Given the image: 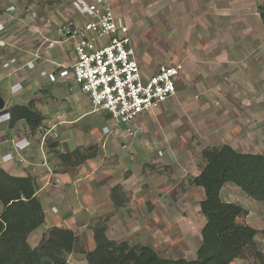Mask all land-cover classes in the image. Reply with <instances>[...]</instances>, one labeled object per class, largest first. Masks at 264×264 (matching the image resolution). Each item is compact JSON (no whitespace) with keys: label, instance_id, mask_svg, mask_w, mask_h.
<instances>
[{"label":"crops","instance_id":"obj_1","mask_svg":"<svg viewBox=\"0 0 264 264\" xmlns=\"http://www.w3.org/2000/svg\"><path fill=\"white\" fill-rule=\"evenodd\" d=\"M263 4L264 0L157 1V15L162 27L167 28L169 33L174 27L175 32L179 33L181 48L190 53L197 50L195 54L184 55L180 59L185 70L178 81V93L174 99L180 97L182 103H190V112L193 116L196 114L193 121L197 119L201 138L209 141L220 136L225 144L235 150L236 144L257 145L264 139V24L259 12ZM20 13L27 16V19L23 24L16 25L19 31L16 34L8 31L10 26L0 21V50L5 51L4 54L0 53V96L5 94L15 99L9 106H29L38 113L41 123L33 127L32 123L21 121L11 132L0 128V166L10 175L34 179L36 196L44 209L45 223L29 235L28 243L32 248L37 247L44 234L56 227L73 231L78 243L81 235L88 237L93 246H87L92 251L95 248L93 227L99 219L107 213L113 214L110 216L111 226L116 229L123 218L120 213L132 212L134 200L139 197L143 223L140 224L131 215L124 220L132 226L129 228L131 233L141 231L143 245H150L152 233L161 234L167 223L159 215L165 208L162 203L163 193L158 192V200H151V195H154L152 192L155 188L159 190L157 186L164 185V180L158 181L154 190H149L151 188L147 183L151 176L143 169L146 164L150 165L154 161L150 160L148 153L149 140L144 137L142 142L135 144L134 139L128 140L126 135L145 133V128H139L138 124L148 118L153 119L159 112L163 113L168 104L142 115L137 122L128 126L115 123L104 112H95L89 98L70 80L58 79L52 83L48 79V73L57 66L70 65L75 60L72 51L64 44L57 43L53 47L44 44V38H48L74 11L59 12V15L46 11L42 15L34 7L28 11L19 6L17 0H0V15L13 17ZM167 40L170 41L169 37L165 42ZM12 42H16L15 47L10 46ZM52 51L57 52L55 56L51 55ZM12 66L17 68L16 73H6ZM53 84L61 89L52 92L50 85ZM193 87H196L197 93H194ZM0 124L7 127L9 120H3ZM99 125H102V135L96 128ZM117 127L122 131L121 138L109 131L115 128L119 132ZM93 136H99V141ZM235 137L238 139L232 145L230 140L233 141ZM76 150L83 155L91 154V157L78 165L67 164L61 159L62 154ZM238 152L257 154L246 150ZM140 153L143 154L142 160L145 156L150 158L142 163V185L135 188L136 192V176L131 169ZM155 157L159 159V156ZM145 180L148 182L145 183ZM116 186L121 187L123 196L120 208L115 206L112 197V189ZM167 187L166 191L170 188L169 184ZM232 187L229 196L224 195L222 189L223 201L239 204L247 211H250L246 206L249 203L264 204L253 202L245 195L249 200L245 206L241 205L235 200L241 197L239 190ZM192 189L201 194L199 208L197 205L200 211L204 191L195 186ZM152 212L155 217L151 220ZM202 218L198 231L194 228L188 232L184 228L183 217L173 223L172 231L179 233L174 242L178 241L179 246L175 247V255L171 258H197V251L202 244L201 231L205 224ZM155 221H158L157 228H152ZM190 223L194 225L192 220ZM40 231L43 234H37ZM113 234L109 229L106 232L110 240L117 242L112 238ZM35 235H39L38 243L36 241L33 244ZM78 247L67 256L69 264H75V256L79 255ZM159 255L162 257L161 253ZM84 258L85 264H88L86 256Z\"/></svg>","mask_w":264,"mask_h":264},{"label":"rangeland","instance_id":"obj_2","mask_svg":"<svg viewBox=\"0 0 264 264\" xmlns=\"http://www.w3.org/2000/svg\"><path fill=\"white\" fill-rule=\"evenodd\" d=\"M157 1L158 0H113L115 11L118 16V24H127L130 27L132 40L137 50V56L140 64H142L144 69L149 70L150 73H154L155 71H157L161 65H169L171 63L181 62L180 59H182L184 55L187 56L195 54L197 52V50L194 49L193 53H190L187 49L180 47L182 45L180 44V39L178 37L179 33L175 32L174 27L170 29V33L168 32L167 28L165 29V27H162V23L160 22V19L157 15ZM17 3L19 6L25 8L28 11L29 9L34 7L38 9L39 14L42 13V15L44 14L43 12L46 11H49L51 14L53 12V14L59 15V12L65 13L67 12V10H74V8L76 9V7H79L78 0H17ZM10 17L11 16L8 17L1 14L0 21H3L7 26H10L8 31H12V34H16L19 32L16 28V25L23 24L27 17L23 15V13H20L19 16L15 15L11 18ZM12 26L14 28H11ZM55 30L51 33L54 34ZM168 37L170 41L167 40L168 42H165L166 38ZM14 43L16 42H12L10 46L15 47L16 44ZM5 45L6 44L4 43V46ZM176 51L179 53V55ZM0 53L4 54L5 51L2 49L0 50ZM56 53L57 52L52 51L51 55L55 56ZM17 64H19V62H17ZM15 69L17 68L15 66H12V68L6 70V73L10 72L11 74H15ZM3 72L5 71L3 70ZM57 88L61 89V87L56 84L50 85V89L52 90V92H56ZM193 88V91H195L194 93H197L196 87ZM65 90H63V92ZM3 95L6 100V108L0 112V122L6 119L9 120L7 107L9 106L10 102H15L14 98L12 100V98H9L5 94ZM194 100L196 99L194 98ZM204 100L205 97L202 98V103L205 102ZM262 100V104L264 105V94ZM186 103L187 104L182 103V98L180 97L179 99L177 98L169 101L168 103H166L168 104V108L166 109V111H163V113L159 112V114L156 115V117H154L153 119L148 118L143 123L138 124L139 128H145V133H137L131 136L128 134L126 135L128 140H131L133 138L135 144L142 142L144 137L149 140L148 153L150 154L151 158L149 156H145L144 160L150 158L151 161L152 159H154V161L150 165L146 164L143 168L145 173L148 174L149 177L151 176L150 182L145 180V183H149H147L148 187L151 188L149 190H154L153 188L155 187L156 183L158 181L161 182L164 180V185H158L157 187L159 188V190L155 188L156 190L152 192L154 195H151V200H158V192L163 193L162 203L165 208L163 210L164 212H159V215L160 218H163L164 222L167 221V223L164 225V230L162 229L161 234L157 232V234H153L154 232L152 233V236L149 239V244L154 247L158 254L161 253L162 257L169 258L174 257V252H176L175 247L179 246L178 241L174 242L176 239L175 237L179 235V233L177 234L176 232L172 231V229L174 228L173 223L179 218L183 217V222H185L184 228L189 232V230H192L194 228L197 229L196 231H198L203 222L200 211H198V202L201 198V194L199 191H196V189H192V185L190 184L191 178H193L196 173L200 172L201 168L205 164V161L202 157L203 150L207 148L221 147L223 145H226V142L224 143L223 138L220 139V136L217 138H211L209 141L205 138H201V134L197 126V119L193 121V118L196 114L193 116V114L190 112V103ZM108 120L106 119V121ZM9 126L6 127L0 124V128H5V130L11 132V129L15 126H10V129ZM96 128L98 133L102 135V125H99ZM117 129L119 132H116L117 130H115V128L114 130H111L110 128L109 131L113 132L117 138H121L122 131L118 127ZM93 137L99 141V136ZM237 139L238 138L235 137L233 141L230 140V143H232L233 145V143L237 141ZM111 140L112 139L110 138L109 141ZM123 143L125 144V142ZM234 146L237 150H241V152L243 150H246L261 154V152H264V139L263 141L261 140L259 143H257V145L241 143ZM108 147L109 145L107 144V148ZM137 149L141 150L139 148ZM156 155L159 156V159H155ZM142 157V153L136 156L134 161L135 165L131 169L134 171V174L136 176L134 191H136L135 188H137L139 184L142 185V181L140 180V171L142 170V163L144 162V160H142ZM168 184L170 188L166 191V188H168ZM230 186H234L232 188H234L235 190H239L238 194L241 195V197H238V199H234L241 205L245 206L249 199L245 196V193H243L235 185H227V187L223 189L224 195L229 196L228 193L232 190ZM140 204L141 199L137 197L134 200L132 212L123 211L120 213L121 217L123 218L120 222V225H118L116 229H112L111 226L110 216H112L113 214L111 215V213H107L99 219V221L108 219L107 226L108 222H110L108 229L111 233L114 232L112 238L116 239L117 242L127 241L131 245H143L141 231L131 233L129 231V228L132 226H129L127 223H125L124 220L126 216L131 215L130 217H135V219L140 222V224L143 223L144 218L142 217L143 213L141 211ZM246 206L249 207L250 211H247V215L242 216L241 222L248 223L251 227L260 232L257 235L256 239V251L261 252V254H263V258L261 259L259 256H256L254 254L256 251H253V253H251L252 250H250L243 258L235 260L232 264H264V233H262L264 231V204L258 205L249 203ZM1 211L2 205L0 204V212ZM140 211L142 214L140 213ZM150 217L151 220L155 217L153 212L150 214ZM96 219L98 220V218ZM191 220L193 221L195 227L190 223ZM156 222L158 221H155L152 228H157L156 225L158 223ZM181 229L179 230L182 232ZM42 232L43 231H40L37 234H43ZM39 235H35L33 244L36 241L38 243L37 236ZM81 237L82 238L80 239V243H77L79 246V251H77L79 255L75 256V264H85L84 257L86 256V253L91 250H89L87 245H91V247L93 246L92 241L88 237L83 235H81ZM183 237H185L184 234ZM171 240L173 243L170 242ZM40 243L41 240L38 243V246L40 245ZM187 254H189V252H187Z\"/></svg>","mask_w":264,"mask_h":264},{"label":"trees","instance_id":"obj_3","mask_svg":"<svg viewBox=\"0 0 264 264\" xmlns=\"http://www.w3.org/2000/svg\"><path fill=\"white\" fill-rule=\"evenodd\" d=\"M259 12L264 24V4ZM40 123L41 119L32 126L38 127ZM60 157L67 164L78 165L91 154L76 150ZM202 157L204 166L190 180L192 186L203 189L205 196L200 202L205 224L196 259L162 258L150 245L110 240L106 235L108 219H103L93 227L95 248L86 253L88 264H232L248 251H256L255 238L260 232L240 221L247 210L223 201L221 192L226 185L233 184L253 202H264V154L240 153L226 144L203 150ZM112 197L120 208V186L112 189ZM0 204V264H69L67 256L78 245L73 231L51 228L39 246L32 248L28 243L29 235L45 223L32 177L10 175L0 166ZM254 254L263 258L261 252Z\"/></svg>","mask_w":264,"mask_h":264},{"label":"built area","instance_id":"obj_4","mask_svg":"<svg viewBox=\"0 0 264 264\" xmlns=\"http://www.w3.org/2000/svg\"><path fill=\"white\" fill-rule=\"evenodd\" d=\"M78 1L74 14L44 38L50 47L67 45L75 58L49 72V81L70 80L95 112L120 125L134 124L173 100L184 64L161 65L150 73L140 64L130 27L118 24L113 0Z\"/></svg>","mask_w":264,"mask_h":264},{"label":"water","instance_id":"obj_5","mask_svg":"<svg viewBox=\"0 0 264 264\" xmlns=\"http://www.w3.org/2000/svg\"><path fill=\"white\" fill-rule=\"evenodd\" d=\"M6 108V100L0 96V112ZM9 124L15 126L21 121L35 123L39 120L38 113L27 105L14 104L8 107Z\"/></svg>","mask_w":264,"mask_h":264}]
</instances>
